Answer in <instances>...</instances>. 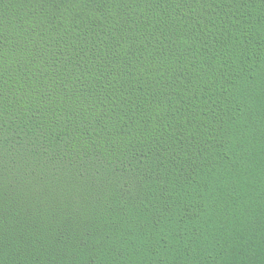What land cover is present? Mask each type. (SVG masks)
Masks as SVG:
<instances>
[{
	"label": "trees",
	"instance_id": "trees-1",
	"mask_svg": "<svg viewBox=\"0 0 264 264\" xmlns=\"http://www.w3.org/2000/svg\"><path fill=\"white\" fill-rule=\"evenodd\" d=\"M0 264H264V0H0Z\"/></svg>",
	"mask_w": 264,
	"mask_h": 264
}]
</instances>
